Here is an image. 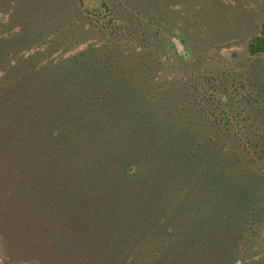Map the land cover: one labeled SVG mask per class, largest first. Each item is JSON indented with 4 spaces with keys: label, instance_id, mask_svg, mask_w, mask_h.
Masks as SVG:
<instances>
[{
    "label": "trees",
    "instance_id": "1",
    "mask_svg": "<svg viewBox=\"0 0 264 264\" xmlns=\"http://www.w3.org/2000/svg\"><path fill=\"white\" fill-rule=\"evenodd\" d=\"M91 1L0 0V256L264 264V0Z\"/></svg>",
    "mask_w": 264,
    "mask_h": 264
},
{
    "label": "rangeland",
    "instance_id": "2",
    "mask_svg": "<svg viewBox=\"0 0 264 264\" xmlns=\"http://www.w3.org/2000/svg\"><path fill=\"white\" fill-rule=\"evenodd\" d=\"M89 1H90V5L94 4V1L87 0L88 3H89ZM174 43L176 44V48H177L179 54L181 55V57L186 58L187 55H186L180 41L178 39H174ZM0 264H6V260L4 259V256L2 254L0 256Z\"/></svg>",
    "mask_w": 264,
    "mask_h": 264
}]
</instances>
